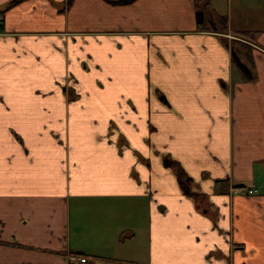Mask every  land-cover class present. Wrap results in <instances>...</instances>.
<instances>
[{"label": "crops", "instance_id": "obj_1", "mask_svg": "<svg viewBox=\"0 0 264 264\" xmlns=\"http://www.w3.org/2000/svg\"><path fill=\"white\" fill-rule=\"evenodd\" d=\"M204 4L0 0V264H264V0Z\"/></svg>", "mask_w": 264, "mask_h": 264}, {"label": "trees", "instance_id": "obj_2", "mask_svg": "<svg viewBox=\"0 0 264 264\" xmlns=\"http://www.w3.org/2000/svg\"><path fill=\"white\" fill-rule=\"evenodd\" d=\"M206 0H194L195 2V5L197 7V9L200 11H207V4H204L203 3L205 2ZM74 0H68V6L71 7V5L73 4ZM206 13V12H205ZM213 15H214V18L216 19V21L214 22V24H218L219 28L221 31H227V19L217 13H215L213 11ZM3 21H0V23H2ZM2 29H4V27H2ZM239 42L238 41H235L234 42V45H232L233 47V54L237 55L240 54L239 52V49H238V46L240 45V47L243 48V50H247V47L246 46H243L241 44H238ZM238 44V45H237ZM236 46V47H235ZM235 47V48H234ZM238 189H240V186L237 187ZM251 193H253V191L251 190Z\"/></svg>", "mask_w": 264, "mask_h": 264}, {"label": "water", "instance_id": "obj_3", "mask_svg": "<svg viewBox=\"0 0 264 264\" xmlns=\"http://www.w3.org/2000/svg\"><path fill=\"white\" fill-rule=\"evenodd\" d=\"M196 20H197V22H198L199 24H203V23L205 22V20H206V13H205L204 11H202V10L198 11L197 14H196ZM208 22L211 23L210 20H209ZM211 24H212V23H211ZM233 57H234V59H235L236 64L238 65V67L241 69V71L244 72L246 75L252 77L251 71L249 70V68H248L246 65H244V64L241 62L240 58H239L237 55H235V54H233ZM179 178H180L181 180H182V178H183V172H182V171H181V173L179 174ZM80 253L82 254V252H80Z\"/></svg>", "mask_w": 264, "mask_h": 264}, {"label": "built area", "instance_id": "obj_4", "mask_svg": "<svg viewBox=\"0 0 264 264\" xmlns=\"http://www.w3.org/2000/svg\"><path fill=\"white\" fill-rule=\"evenodd\" d=\"M3 23H0V34L2 33ZM227 38H233L232 35H227ZM235 40H242L234 38ZM238 193V192H236ZM70 264H90V260L85 256H70Z\"/></svg>", "mask_w": 264, "mask_h": 264}, {"label": "rangeland", "instance_id": "obj_5", "mask_svg": "<svg viewBox=\"0 0 264 264\" xmlns=\"http://www.w3.org/2000/svg\"><path fill=\"white\" fill-rule=\"evenodd\" d=\"M232 37H233V38H227L228 42H230L231 45H233L235 41H240V43H241V42H242V43L245 42V41L243 40L244 38L241 37V36H239V35H235V34H233ZM234 38H238V39H242V40H235ZM248 42H249V41L246 40V43H247V44H248ZM244 44H245V43H244ZM46 133H47V129H46ZM50 133L53 134V133H56V132H50Z\"/></svg>", "mask_w": 264, "mask_h": 264}]
</instances>
